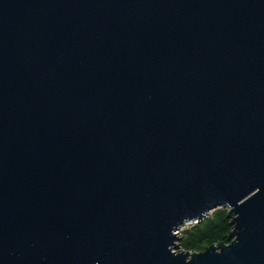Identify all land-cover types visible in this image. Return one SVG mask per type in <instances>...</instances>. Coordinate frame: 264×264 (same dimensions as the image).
<instances>
[{"label":"water","instance_id":"95a60500","mask_svg":"<svg viewBox=\"0 0 264 264\" xmlns=\"http://www.w3.org/2000/svg\"><path fill=\"white\" fill-rule=\"evenodd\" d=\"M0 264H264V0H0Z\"/></svg>","mask_w":264,"mask_h":264},{"label":"trees","instance_id":"16d2710c","mask_svg":"<svg viewBox=\"0 0 264 264\" xmlns=\"http://www.w3.org/2000/svg\"><path fill=\"white\" fill-rule=\"evenodd\" d=\"M230 230L227 210L217 208L200 222L183 229L178 245L185 251H201L212 243L226 242L225 237Z\"/></svg>","mask_w":264,"mask_h":264},{"label":"rangeland","instance_id":"374dc122","mask_svg":"<svg viewBox=\"0 0 264 264\" xmlns=\"http://www.w3.org/2000/svg\"><path fill=\"white\" fill-rule=\"evenodd\" d=\"M193 224H195V223H187V224H185L184 226H183V228L179 231V234H180V232L183 230V229H185V228H187V227H189V226H191V225H193Z\"/></svg>","mask_w":264,"mask_h":264}]
</instances>
